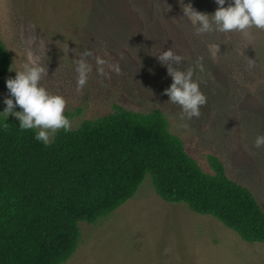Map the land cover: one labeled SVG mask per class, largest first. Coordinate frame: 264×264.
Here are the masks:
<instances>
[{"label": "rangeland", "instance_id": "obj_1", "mask_svg": "<svg viewBox=\"0 0 264 264\" xmlns=\"http://www.w3.org/2000/svg\"><path fill=\"white\" fill-rule=\"evenodd\" d=\"M189 3L209 15L218 7L215 0H183ZM198 26L184 16L180 0H0V38L11 54L10 67H44L38 86L64 97V114L74 113L70 129L109 113L114 104L159 110L206 172L214 174L208 157L218 155L228 176L247 186L264 209V147H253L256 135L264 134V31L196 35ZM210 45L217 46L214 58ZM85 49L93 52L85 57L92 71L77 91L73 60ZM168 50L182 59L160 61ZM97 55L118 65L119 74L107 65L98 74ZM198 58L204 71L196 66ZM169 65L192 69V80L207 97L199 118L181 120V107L165 94L173 83ZM15 74L9 71L5 81ZM5 81L0 112L9 96ZM13 112L22 109L14 106ZM80 227V244L62 264H264V242H246L217 218L163 200L150 174L109 216Z\"/></svg>", "mask_w": 264, "mask_h": 264}, {"label": "trees", "instance_id": "obj_2", "mask_svg": "<svg viewBox=\"0 0 264 264\" xmlns=\"http://www.w3.org/2000/svg\"><path fill=\"white\" fill-rule=\"evenodd\" d=\"M11 60L0 38V92ZM19 124L0 115V264L66 262L80 244V223L109 216L148 174L163 200L217 218L246 242H264L255 195L228 176L218 155L208 157L214 174L206 172L159 110L114 104L78 128L57 130L47 146Z\"/></svg>", "mask_w": 264, "mask_h": 264}, {"label": "clouds", "instance_id": "obj_3", "mask_svg": "<svg viewBox=\"0 0 264 264\" xmlns=\"http://www.w3.org/2000/svg\"><path fill=\"white\" fill-rule=\"evenodd\" d=\"M180 3L184 16L193 26L199 25L195 27L196 35L213 31L244 32L251 28L264 31V0H231L230 3L228 0H215L218 7L211 15L194 9L191 3L183 4V0H180ZM209 50L214 58L217 54V46L210 45ZM89 56L93 57L92 50L85 49L79 60H73L77 74V91L87 84L89 73L92 71V65L85 59ZM94 59L98 74H105V65L110 71L119 74L118 65L110 64L98 55ZM158 59L164 63L169 60L179 62L182 56L175 55L172 50H168L163 52ZM200 59H197L196 66L204 71ZM21 67L23 70L9 68V71H15L16 74L14 78L5 81L9 96L2 101L6 107L0 115L16 116L20 121V130H33L34 139L47 146L51 134L59 129H63L64 132L70 130V120L64 114L66 101L63 96L50 94L44 87L38 86L41 75L45 72L44 67L35 62H25ZM248 67H254V63L250 62ZM168 73L173 83L165 89V94L168 95L171 103L181 107V120L199 118L201 106L207 103V97L200 90L199 83L192 80V69L185 73L173 70L169 65ZM14 106H19L22 112H13ZM181 126L186 127L184 124ZM253 147L257 149L264 147V134L256 135Z\"/></svg>", "mask_w": 264, "mask_h": 264}]
</instances>
